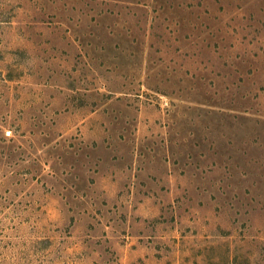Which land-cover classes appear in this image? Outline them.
<instances>
[{
	"label": "rangeland",
	"instance_id": "374dc122",
	"mask_svg": "<svg viewBox=\"0 0 264 264\" xmlns=\"http://www.w3.org/2000/svg\"><path fill=\"white\" fill-rule=\"evenodd\" d=\"M0 264H264V0H0Z\"/></svg>",
	"mask_w": 264,
	"mask_h": 264
},
{
	"label": "built area",
	"instance_id": "2783aa9c",
	"mask_svg": "<svg viewBox=\"0 0 264 264\" xmlns=\"http://www.w3.org/2000/svg\"><path fill=\"white\" fill-rule=\"evenodd\" d=\"M11 134V131L10 130H7V131H5V135H10Z\"/></svg>",
	"mask_w": 264,
	"mask_h": 264
}]
</instances>
